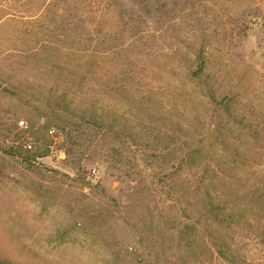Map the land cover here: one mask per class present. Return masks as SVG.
<instances>
[{
    "label": "rangeland",
    "instance_id": "374dc122",
    "mask_svg": "<svg viewBox=\"0 0 264 264\" xmlns=\"http://www.w3.org/2000/svg\"><path fill=\"white\" fill-rule=\"evenodd\" d=\"M232 237L264 264V0H0V264H231Z\"/></svg>",
    "mask_w": 264,
    "mask_h": 264
},
{
    "label": "trees",
    "instance_id": "16d2710c",
    "mask_svg": "<svg viewBox=\"0 0 264 264\" xmlns=\"http://www.w3.org/2000/svg\"><path fill=\"white\" fill-rule=\"evenodd\" d=\"M198 147L194 151L190 150L189 152H187L182 160H184L187 164L192 163V162L193 163L198 162L197 164H201V161H202V166L204 168L205 163L203 162L204 161L203 147L202 146H198ZM206 195L209 196V194H206ZM227 195L229 196L227 192H221V196H217V198H213L210 196V197H207V200L205 201L206 202H226ZM230 215L233 216V214H230ZM240 244H242V242H240V240H235V238L233 237L230 239L229 244L225 246L221 242H219L216 246L217 253L220 256L226 258L231 264H250V261H248L246 257L241 256L239 254L240 247H242Z\"/></svg>",
    "mask_w": 264,
    "mask_h": 264
},
{
    "label": "built area",
    "instance_id": "2783aa9c",
    "mask_svg": "<svg viewBox=\"0 0 264 264\" xmlns=\"http://www.w3.org/2000/svg\"><path fill=\"white\" fill-rule=\"evenodd\" d=\"M18 123H19L20 125H22V124H23V121L20 120ZM47 131H48V133H49L51 136H55L56 133H57V128H56L55 126H50V127L48 128ZM23 146H24V148H26V149H31V148H32V141H30V140L25 141Z\"/></svg>",
    "mask_w": 264,
    "mask_h": 264
}]
</instances>
